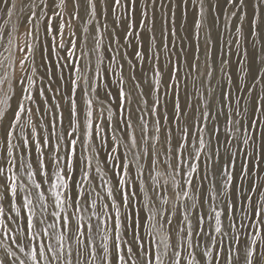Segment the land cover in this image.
I'll use <instances>...</instances> for the list:
<instances>
[{
  "label": "snow or ice",
  "instance_id": "snow-or-ice-1",
  "mask_svg": "<svg viewBox=\"0 0 264 264\" xmlns=\"http://www.w3.org/2000/svg\"><path fill=\"white\" fill-rule=\"evenodd\" d=\"M100 5L0 0V264H264V0ZM177 7L194 15L189 35ZM121 47L133 48L120 52L127 79ZM190 79L195 103L182 106Z\"/></svg>",
  "mask_w": 264,
  "mask_h": 264
},
{
  "label": "rangeland",
  "instance_id": "rangeland-1",
  "mask_svg": "<svg viewBox=\"0 0 264 264\" xmlns=\"http://www.w3.org/2000/svg\"><path fill=\"white\" fill-rule=\"evenodd\" d=\"M177 2H178V0H177ZM97 6H98V12H99V8L101 6L100 5V0H97ZM175 11H176V23H175V27L177 29L178 36H185V35L191 34L192 29H193V24H194V15H193L192 11H189L186 19H184V18L181 17V11H180V9L178 7L175 9ZM249 11H250V9H249ZM71 12H72V6H71V2H70L69 3V7L67 9V13L70 14ZM81 15L83 17L82 20H72V24H71V30L72 31H76L77 36H79L81 34L82 29L85 27V22H86V20L88 18L86 12L84 11L83 6L81 7ZM162 16L164 18H167L168 17L167 7L164 8L163 10L157 9V21H156V30L155 31H156V35L158 37L160 35V30H161V17ZM13 19H15V17H13ZM65 19L66 20L68 19V15L67 14L65 15ZM52 23H53V26L55 27V25L57 24V21H52ZM233 23H235V21ZM39 24H40V28H39L40 39L41 40H44L45 39V35H44V22L43 21H40ZM205 26H207V22H206V25ZM108 27H109V29L112 28L111 16H110V18L108 20ZM168 27H171V25H168ZM89 28H90V31H91L92 26L89 25ZM185 28H187V30H188L187 33L185 32ZM218 28L221 29V30L223 29V19H221L218 22ZM247 28H248V25H247V21H246L245 22V31L246 32H247ZM21 31H23V29H21ZM202 32H203V30H202ZM69 33H70V29L68 27H65V37H64V39H65V43L66 44H67V41L69 39ZM214 35H215V33H214ZM77 42L79 43V41H77ZM107 43H108V34L106 33L105 34V44H107ZM124 43H126V41L122 40L121 41V44L123 45ZM186 43H189V44L192 45L189 48V53L191 54L192 52H194V41L188 40V41H186ZM243 47H247L249 49L250 58H251V53L253 51L252 46H251V43L250 42L245 43V44L242 45V48ZM113 48H117V46L116 45H113ZM57 51H61V56L64 55V52L62 50L57 49ZM121 51H126L128 53V59H131L132 58L131 54H132L133 48L129 47V48L124 49V48L121 47L120 48V51H116V52H112L111 53L112 55H116L117 56L118 62L125 64V78L127 79V76L129 74V69H128V65H127L126 61L125 60H122L120 58V52ZM233 52L235 53V49H233ZM181 55H183V54H181ZM201 58L203 60V56ZM56 59H57V57L55 55V51H51V54L50 55L47 54V53L45 54L44 63H50L52 61H55ZM238 59H243V57L242 56H237L235 54L231 57L232 65H233L232 70L234 72V76H233L234 82L236 81V78L239 75V72H238L237 68L235 67L237 65ZM106 62H107V54H106ZM134 63H135V61H134ZM36 66H37V69H38L37 76L39 77V76L43 75V73L45 71L44 70V67L42 66L41 61H40L39 45L37 46ZM257 66H258V62H257ZM59 71H60V69L58 67L53 69V72L54 73H59ZM168 74H169L168 73V69L165 68L164 69V75H163V79L165 81L168 80ZM183 74H184V68L182 66L181 75H183ZM140 75H141L140 70L137 69V76H138V78L140 77ZM148 75H150V74H148ZM214 77H215V80H219L220 79V75L218 73H214ZM113 79H114V77H113ZM145 79H147V77H145ZM52 80H53V83L55 84V81H56L55 75L52 76ZM215 80L213 82V87H215ZM44 83L45 84L48 83L47 78L45 79ZM61 83H63V82H61ZM127 87H131V83L130 82L127 85ZM141 87L144 88L146 92L148 91V84H147V82H145L144 84H142ZM196 87L199 88L200 92L205 93V95L207 94L206 93V87H207L206 84L204 86H201L199 84V82H197ZM195 91H196V89L192 87V80L190 79L188 81V95L186 97L185 96V92H184V82L181 81V84H180L181 100H180V102H181V105L182 106L185 104L186 99H187L188 102L195 103V101L192 98L193 97V94L195 93ZM233 93H234V95L236 93L235 87H233ZM46 95L52 96V95H54V93H52V92H46ZM113 96H115V85H113ZM148 99H149V103H151V96H148ZM115 103H116V101L114 100L113 101V107L114 108H115ZM167 103H168L169 115H170L171 114L170 109H171V104H172V90L171 89H169V94H168V97H167ZM37 115H39V114H37ZM65 115H66V113H65ZM196 115L198 117L199 116V113L197 112ZM164 127H168V124H164ZM109 132H111L110 129H109ZM257 138L259 139V136ZM14 143H15V141H14ZM0 167H5L6 168L7 165L5 164L4 161H0ZM0 179H2V178H0ZM185 179H186V177H185ZM21 180L24 181V182H27L26 173H23L22 170H21ZM195 180H196L197 183H199V175L196 176ZM18 183H19V181H18ZM205 183L207 184L208 181L206 180ZM21 195H23V193H21ZM168 195L171 196L172 195L171 192H169ZM17 203H19V201H17ZM5 208L7 209V202H5ZM121 211L123 212V211H125V209H121ZM193 222H195L194 217H193ZM197 251L199 252L200 250L197 249ZM221 264H224L223 258H221Z\"/></svg>",
  "mask_w": 264,
  "mask_h": 264
}]
</instances>
